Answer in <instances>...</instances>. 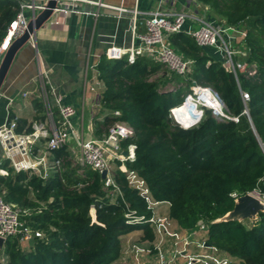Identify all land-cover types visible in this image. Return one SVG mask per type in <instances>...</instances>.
I'll return each instance as SVG.
<instances>
[{"label": "trees", "instance_id": "16d2710c", "mask_svg": "<svg viewBox=\"0 0 264 264\" xmlns=\"http://www.w3.org/2000/svg\"><path fill=\"white\" fill-rule=\"evenodd\" d=\"M198 1L210 7L212 18L249 25L243 58L248 70L236 75L186 32L171 34L169 42L192 62L187 76L147 55L133 63L126 56L103 55L96 70L104 86L101 106L108 114L95 121L96 133L101 136L117 121L128 123L134 133L121 144H135L136 155L127 166L146 181L152 198L168 208L177 227L195 230L203 221L208 253L229 264H264V211L250 226L246 220H218L234 208L237 197L255 189L264 192V0ZM21 2L0 0V42ZM193 81L217 91L240 121L206 110L198 125L175 123L171 109L184 102ZM35 106L37 118H43V102L36 99ZM18 123V131L32 130L27 119ZM53 158L63 164L47 178L31 169L16 171L10 159L1 162L8 173L0 174V194L43 236L29 246L18 236L8 237L0 248V264H114L135 232L153 247L156 233L150 222L130 223L126 213L135 210L149 218L154 208L131 187L118 164L113 175L119 190L106 186L99 171L77 163L67 146L54 150ZM93 205L97 222L90 214Z\"/></svg>", "mask_w": 264, "mask_h": 264}, {"label": "built area", "instance_id": "2783aa9c", "mask_svg": "<svg viewBox=\"0 0 264 264\" xmlns=\"http://www.w3.org/2000/svg\"><path fill=\"white\" fill-rule=\"evenodd\" d=\"M71 1L73 0H58V6L47 22L59 24L60 16L65 19L71 13L76 12L75 7L69 3ZM47 2L48 0H22L17 17L10 23L6 36L0 42V63L14 39L25 32L29 21L36 18L45 9ZM92 3L107 6L101 1H92ZM138 3L139 0H136V6L133 8L108 6L118 9L121 15L132 13L133 35L130 48L125 49L116 44L107 48L106 56L108 58L118 59L126 56L129 62L133 63L139 55H155L154 59L164 63L171 72L187 76L191 70L192 62L184 58L169 42L171 34L186 32L198 45L213 48L219 52L224 66L236 75L238 70H248L246 61L238 59L239 53L246 56L248 52L236 50L232 41L226 38V36L234 37L230 34V31L235 29L233 26L222 28L208 20L206 16L191 14L187 11L142 10L138 7ZM55 14H58L56 19L54 18ZM189 21L192 23L188 25ZM140 24H144L146 27V31L143 33L139 31ZM246 34V31L242 33L244 40ZM33 37L31 36L30 40ZM253 68H255L254 65L251 69ZM47 73L43 67L40 73V97L44 104V118L34 120L31 123V131H18L19 118L11 117L8 109V119L0 126V141L14 169L16 171L31 169L42 178H47L52 171L59 169L63 164L62 159L53 158L54 150L67 146L80 165L91 167L100 173L107 170L106 178H103L105 185L116 187L119 190L113 175L114 165L118 164L120 169L128 174L131 187L140 192L149 207L154 208V212L149 218L144 214H137L135 210H128L126 216L130 223L148 221L152 225L156 233L153 248L154 252L159 255L157 264H176L180 257L187 256L185 251L177 253L173 251L172 255L166 258L163 248L166 247V240L169 236L172 237L175 245H178L180 240H185L186 244L195 243L198 249L202 250L189 255L188 264L206 263L204 262L206 260L197 258L199 255L210 257L211 261H215V264H229L227 259L206 251L203 234L207 230V225L203 221L198 223V228L195 230L183 231L179 228L176 231L170 230L168 225L171 219L158 211L160 203L152 198L146 181L134 171L129 170L127 166L128 161L135 159L136 145L130 144L127 148H123L121 143L133 135V128L125 121H117L100 138L84 137L74 122L76 108L64 102L62 94L53 84H47ZM23 95L28 96V92H24ZM243 95L245 100L249 99L247 93L244 92ZM10 102H13V98H10ZM185 106L194 108L193 120L189 123L185 120L186 114L182 111ZM206 110H210L218 118L240 121L238 116H232L229 113L225 102L217 91L209 86L198 84L196 81L190 85V92L186 95L184 102L171 109V117L180 126L190 128L201 122ZM115 114L118 115L119 111H116ZM16 156H20V159H15ZM0 173L7 174L8 171L0 169ZM250 193L264 202V192L261 190L255 189ZM21 211L18 206L7 202L0 194V237L6 240L10 236H18L23 246H29L35 238L42 237L43 232L34 229L22 220ZM131 243V240L128 239V246ZM131 248L137 247L132 244Z\"/></svg>", "mask_w": 264, "mask_h": 264}, {"label": "crops", "instance_id": "0c3cea01", "mask_svg": "<svg viewBox=\"0 0 264 264\" xmlns=\"http://www.w3.org/2000/svg\"><path fill=\"white\" fill-rule=\"evenodd\" d=\"M92 1H101L107 6ZM69 3L76 12L65 19L58 17L59 24L45 23L18 51L0 91V126L8 119V109L11 117L25 118L30 123L42 119L37 118L35 100L42 101L40 73L44 67L48 72L47 84H53L64 102L76 108L74 122L80 134L100 138L107 133L101 136L96 133L95 121L108 114L101 106L104 86L97 78L96 66L111 45L128 49L133 39L132 13L121 15L118 9L108 6L133 8L136 0H73ZM138 7L149 11H187L206 16L215 24H227L221 18H212L210 7L198 0H139ZM191 23L189 21L188 25ZM139 31H146L144 24L139 25ZM209 50L221 59L219 52ZM147 56L155 58V55ZM24 92H28V96L25 97ZM4 159L8 158L0 141V164ZM123 258L114 264H133L132 259L124 261Z\"/></svg>", "mask_w": 264, "mask_h": 264}, {"label": "water", "instance_id": "95a60500", "mask_svg": "<svg viewBox=\"0 0 264 264\" xmlns=\"http://www.w3.org/2000/svg\"><path fill=\"white\" fill-rule=\"evenodd\" d=\"M57 6L58 0H48L45 9L41 11L36 18L29 21L25 32L21 36L14 39L0 63V91L18 51L31 39V36H34L37 30H39L48 21ZM246 113L248 114L247 110ZM251 123L253 129L256 131L252 120ZM124 153L126 154L127 152ZM106 175L107 170H103L101 173L102 178H106ZM261 211H264V202L249 192L245 195L237 197L234 208L218 220H239L244 222L249 219L254 221L259 218V213ZM90 214L93 222H97V209L94 205L90 209ZM4 242L5 238L0 237V248L3 246Z\"/></svg>", "mask_w": 264, "mask_h": 264}, {"label": "rangeland", "instance_id": "374dc122", "mask_svg": "<svg viewBox=\"0 0 264 264\" xmlns=\"http://www.w3.org/2000/svg\"><path fill=\"white\" fill-rule=\"evenodd\" d=\"M222 21H223V19H222ZM217 25L222 26V28L231 26L229 24H217ZM248 27H249V25L247 23L233 25V28H235V29L233 31H230V34L233 35L234 37L226 36V38L228 40L232 41L233 46L236 50H240L242 52L247 51L245 40L242 37V33H244ZM244 57H245V55H243L241 53L238 54V59L243 60ZM169 86H172V85H169ZM158 211L160 213L164 214L166 217H168V214H169L168 208L165 205L159 206ZM245 223H246V225L250 226L252 224V221L247 219L245 221ZM168 227L172 231L178 230L177 224L172 220L170 221V224L168 225ZM197 237L200 238V236H197ZM128 239H130L132 243L129 246L126 245L123 248V257H124L123 260L124 261L132 259L133 264H157L158 263L159 255H157V253L154 252V248L152 247V245L149 241H145L141 238L140 233L135 232V233L131 234ZM186 241L191 242L189 240H186ZM132 244H135L137 248L132 249L131 248ZM165 246L166 247L163 249H165L164 254H165L166 258H169L172 255L173 251L176 253L180 252V251L187 252L186 253L187 256L180 257L176 261V264H188L187 263L189 260L188 256L193 255L194 250L195 251L199 250L195 243L186 244L185 240H183V241L180 240L178 245H175L171 236H169V238H167ZM135 251H137V252H135ZM197 258H201L203 260H206L204 262H206L207 264H215L214 263L215 261H211L212 259H210V257L199 255V257H197ZM206 263H203V264H206Z\"/></svg>", "mask_w": 264, "mask_h": 264}, {"label": "bare ground", "instance_id": "6f19581e", "mask_svg": "<svg viewBox=\"0 0 264 264\" xmlns=\"http://www.w3.org/2000/svg\"><path fill=\"white\" fill-rule=\"evenodd\" d=\"M182 111L184 112V114H186L185 120L188 121V123L193 120V118H192V113L194 112L193 107L188 108L185 106L184 108H182Z\"/></svg>", "mask_w": 264, "mask_h": 264}]
</instances>
